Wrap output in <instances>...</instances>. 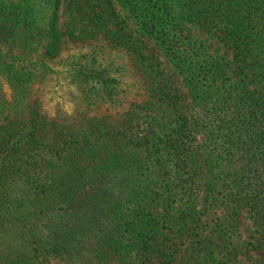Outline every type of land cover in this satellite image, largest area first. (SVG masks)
<instances>
[{"label": "trees", "instance_id": "trees-1", "mask_svg": "<svg viewBox=\"0 0 264 264\" xmlns=\"http://www.w3.org/2000/svg\"><path fill=\"white\" fill-rule=\"evenodd\" d=\"M50 1L51 49L77 32L150 66L145 99L125 114L143 111L147 122L131 137L124 128L94 136L92 127L58 130L34 105L5 117L0 235L11 241L0 244V264H241L243 256L264 252V0H178L181 19L194 16L224 34L235 79L169 0H70L76 24L65 32L58 27L63 0ZM116 6L156 40L200 101L202 118L184 113L170 82L144 65ZM2 44L5 63L26 61L28 54ZM37 69L36 61L20 66V81L31 82ZM75 69L85 99L112 97V80ZM101 137L104 146L96 143ZM43 153L61 161L58 172L41 171L51 168ZM244 217L257 243L242 238Z\"/></svg>", "mask_w": 264, "mask_h": 264}, {"label": "rangeland", "instance_id": "rangeland-1", "mask_svg": "<svg viewBox=\"0 0 264 264\" xmlns=\"http://www.w3.org/2000/svg\"><path fill=\"white\" fill-rule=\"evenodd\" d=\"M69 2L70 0H63L60 7L58 27L62 32L67 28L74 29L76 24L73 5ZM169 3L177 17H184L178 0H169ZM116 11L126 21L131 37L139 42L145 58L144 65L151 64L165 81L170 82L179 95L184 113L192 120L202 118L200 101L177 68L164 55L156 40L140 32L136 20L128 17L120 6H116ZM51 16L50 0H0V45L7 41L15 54H28L26 61L20 60V63L11 66L3 61L5 50L0 49V123L5 117L22 115L27 105H34L43 110L46 116L44 122L56 121L60 131L64 129L83 133L92 127L90 130L94 134L97 132L94 136H103L111 128L120 131L124 128V135L128 137L142 133L147 122L145 113L142 111L130 116L125 114L128 110L134 111L135 104L145 99L144 78L149 74L150 66L143 68V64L137 63L128 53L111 49L105 42L77 38V32L74 37L62 38L63 43L56 50L51 49L47 45L50 43L48 25ZM181 20L188 26L193 38L204 43L210 54L224 59L228 64V72L235 79L233 70L236 64L232 63L230 46L222 40L224 34L200 24L194 16ZM34 61L37 62V75L31 82L20 81V66ZM45 65L49 68L42 71ZM79 65L87 70L99 71L106 79L112 80L110 88H113V95L110 99H85L81 82L73 77L75 68ZM124 118L126 122L123 121ZM105 139L101 137L96 141L97 145L104 146ZM196 144L199 145V155L202 156L201 136H197ZM43 154L44 158H49L48 167L51 168L45 167L41 171L44 174L58 172L61 161L50 154ZM31 163L32 161L26 167L32 169ZM239 230L243 239L257 243L258 236L248 217H244L239 223ZM10 241V235H0V244ZM241 264H264V252H255L251 257L243 256Z\"/></svg>", "mask_w": 264, "mask_h": 264}]
</instances>
